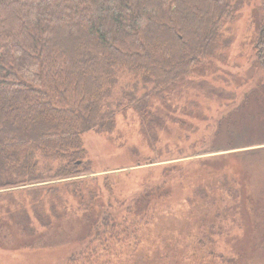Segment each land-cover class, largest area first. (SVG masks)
<instances>
[{"label":"trees","instance_id":"16d2710c","mask_svg":"<svg viewBox=\"0 0 264 264\" xmlns=\"http://www.w3.org/2000/svg\"><path fill=\"white\" fill-rule=\"evenodd\" d=\"M242 3L0 0V190H37L31 201L41 204L26 208L0 195V234L7 223L31 242L46 217L43 196L55 211L70 194L92 221V235L62 264H110L111 255L130 264L114 248L124 242L128 260L137 264L133 253L157 188L146 187L115 208L125 200L113 195L111 177L100 182L94 176L83 136L111 135L127 105L142 120L145 138L157 143L169 119L163 109L175 110L178 96L228 48L226 27ZM258 26L255 48L264 67V13ZM65 178L64 189L41 192L42 183ZM147 245V252L154 249Z\"/></svg>","mask_w":264,"mask_h":264},{"label":"rangeland","instance_id":"374dc122","mask_svg":"<svg viewBox=\"0 0 264 264\" xmlns=\"http://www.w3.org/2000/svg\"><path fill=\"white\" fill-rule=\"evenodd\" d=\"M242 1L226 27L228 48L178 96L175 110L163 109L169 119L157 143L145 138L142 120L127 105L111 135L83 136L94 176L100 182L111 177L113 195L125 200L115 208L146 187L157 188L133 253L137 264H264V67L255 48L264 0ZM68 179L42 183L41 192L64 189ZM17 188L0 195L26 208L41 206L31 201L37 190ZM49 198L43 196L46 217L31 242L18 227L3 224L0 264H62L84 248L92 221L78 198L67 194L55 211ZM125 244L114 248L131 264ZM147 244L154 249L147 252Z\"/></svg>","mask_w":264,"mask_h":264}]
</instances>
